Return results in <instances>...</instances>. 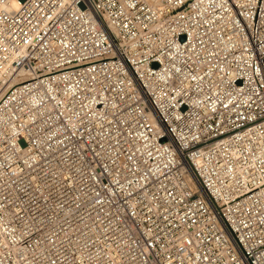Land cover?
<instances>
[{"label":"built area","instance_id":"obj_1","mask_svg":"<svg viewBox=\"0 0 264 264\" xmlns=\"http://www.w3.org/2000/svg\"><path fill=\"white\" fill-rule=\"evenodd\" d=\"M0 264H264V0H0Z\"/></svg>","mask_w":264,"mask_h":264},{"label":"bare ground","instance_id":"obj_2","mask_svg":"<svg viewBox=\"0 0 264 264\" xmlns=\"http://www.w3.org/2000/svg\"><path fill=\"white\" fill-rule=\"evenodd\" d=\"M14 8H16V6Z\"/></svg>","mask_w":264,"mask_h":264}]
</instances>
